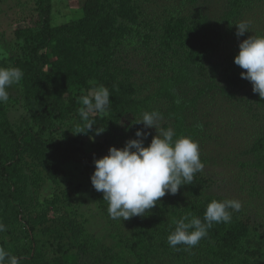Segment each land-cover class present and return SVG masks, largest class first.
Returning a JSON list of instances; mask_svg holds the SVG:
<instances>
[{"label":"rangeland","instance_id":"rangeland-1","mask_svg":"<svg viewBox=\"0 0 264 264\" xmlns=\"http://www.w3.org/2000/svg\"><path fill=\"white\" fill-rule=\"evenodd\" d=\"M234 1L138 0L134 5L143 7L150 20L149 29L157 24L147 35L149 29L141 31V25L137 34L133 31L140 18L133 19L135 23L128 10L116 14L108 5L107 14L100 15L105 22L119 23L115 33V41H119L116 63L132 69L130 79L137 95L155 90L156 78L161 73L180 81L173 90L179 105H183L187 136L198 142L200 159L205 164L204 170L194 175L192 184L181 186L174 195L166 194L152 209L165 205L169 210L176 201L181 210L186 199L194 202L192 194L187 193L192 188H198L201 195L237 200L249 229L244 238L245 258L250 264H264V170L256 165L252 142L258 133H263L264 103L259 94L253 93L251 83L240 77L244 70L233 62L242 40L264 35V0H256L248 7L244 5L242 14L236 17L231 12ZM46 6L50 10L49 25L43 29V17L36 9L35 0H0V67H18L24 73L20 83L8 89L9 100L2 103L7 120L19 133L31 125L22 98L23 80L30 74L29 63L33 62L28 54L29 45L45 43L42 31L57 32L63 25L69 26L94 11L89 0H46ZM226 17L231 18L230 22ZM242 21L248 23L250 32L237 37L235 24ZM192 23L202 27L193 36ZM173 29L182 31V35L164 42L167 32ZM72 58L66 57L73 65L66 72L75 71ZM87 90L74 87L58 96L57 106L44 121L42 136H32V147L23 144L20 159L14 163L17 179L23 185L17 193L18 199L23 216L34 227L38 239L34 251L38 258L53 259L63 253H76L78 264H99L104 250H109L121 251L130 264H199L193 261V253L204 250L202 242L191 249L185 246L183 252L156 247L145 257L136 255L126 244L133 236V219H111L108 202L93 188L89 177L94 171L93 158L108 152L109 146L103 144L105 137L102 133L96 135L95 129L76 134L84 123L78 111L82 107L81 97L92 89ZM70 102L76 104L75 114L65 113ZM167 105L163 101L155 108L163 114L164 129L173 127L172 117L165 112ZM129 118L124 117L122 125ZM130 126L123 138L116 140L115 147L122 148L128 139L136 138L137 129H144L142 124L134 122ZM146 131L150 134L144 139V146L156 135L155 129ZM90 136L94 139L90 140ZM69 138H75L74 145L81 150L68 152ZM4 146L8 151L13 145L8 140ZM5 219L0 217V223ZM15 224L13 236L20 248L26 250L27 236L19 217Z\"/></svg>","mask_w":264,"mask_h":264},{"label":"trees","instance_id":"trees-1","mask_svg":"<svg viewBox=\"0 0 264 264\" xmlns=\"http://www.w3.org/2000/svg\"><path fill=\"white\" fill-rule=\"evenodd\" d=\"M89 1L93 3V17L92 14L86 13L82 18L70 23L69 26L63 25L60 28L62 30L57 32L46 29L47 31H42L46 38L45 43L29 45L28 54L32 57L33 62L29 63L30 74L23 80L22 98L31 119V125L25 129L26 131L24 130L25 132L22 131L24 135L12 127L6 118L4 106L0 104V217L6 218L5 221H1L5 225V231L0 232V247L12 255L21 257V264H78L79 256L76 253H63L53 259L38 258L39 255L34 251L38 239L33 231V225L23 216L21 201L17 194L23 185L17 179V167L14 166V163L20 159L23 144L32 147V136L35 138L42 136L45 128L44 121L48 112L57 106L58 96L69 92L74 87L88 91L87 89L91 90L95 86L104 85L109 89V99L111 100L109 110L103 115L97 113L89 115V119H94L96 123L93 125V129L104 128L102 134L105 137L103 141L105 146L115 147L116 140L123 138L125 131L131 127L130 125L135 122V119L138 120L143 112L155 110L159 104H163V101L168 104L165 112L172 117V128L177 136H187L189 131L185 122L183 105H179L177 94L173 90L179 85L178 79L161 73L156 78L157 87L155 90L139 96L134 91L135 89H132L134 86L130 79L132 69L116 63L118 52L116 46L119 41H115V33H117L116 28L119 29V23L113 25V22H105L100 13L107 14V11L110 10L106 7L108 5L116 14L128 10L127 13L131 14L132 20L138 21L140 18L134 29L130 28L137 34L138 26L141 25V31L144 28L148 30L150 27V20L147 19L143 7L134 5L138 0ZM255 1L235 0L231 5L232 16L241 15L243 6L248 7ZM35 5L40 16L43 17V29H45L44 27L49 25L50 15L46 0H35ZM230 19L226 17L228 22ZM156 25L151 27L145 35L150 34ZM201 29V26L192 23L190 33L192 36L196 35ZM181 35L182 31L173 29L172 32H167L164 42L178 39ZM51 41H55V43H51ZM46 47L47 49H45ZM66 57L74 58L75 71L66 72L71 70L70 66H73L70 61L67 62L69 59ZM25 63L28 64V62ZM179 67L181 66L179 65ZM25 70L28 74V67ZM87 94L88 92H85L82 96ZM261 100V103H264V99ZM76 110V104L71 102L65 107L66 114H75ZM126 116L130 118L126 125H122L121 121ZM262 127L263 133L261 135L258 133L252 142L254 154L257 156L256 165L264 170V125ZM6 137L8 138L6 139ZM8 140L9 144L13 146L5 151L4 144L6 145ZM75 141V138L68 139L66 145L68 152H75L76 148L81 150L80 147H75ZM149 141L151 140L149 139ZM187 193L192 194L194 202L186 199L181 210L179 202L175 201L169 210L163 205L148 211L144 216L131 217L133 219L131 226L134 232L133 236L126 240V244L134 250L136 255L142 254V257H145L149 251L156 247L168 252H183L184 245L171 248L167 243V236L174 230L175 220L187 214L203 221L206 205L213 199L224 200L217 195H201L198 188H192ZM229 211L232 214L231 222L213 224L208 229L207 236L200 241L204 244V250L195 251L193 261H197L199 264H250L243 253L244 238L249 232L246 222L241 217L243 211L242 209L238 212L231 209ZM18 217L24 235L27 236L26 250L23 247L20 248L18 241L13 236L14 232L16 233L15 223ZM99 264L130 263L123 257L121 251L111 253L109 250H104L102 263Z\"/></svg>","mask_w":264,"mask_h":264},{"label":"clouds","instance_id":"clouds-1","mask_svg":"<svg viewBox=\"0 0 264 264\" xmlns=\"http://www.w3.org/2000/svg\"><path fill=\"white\" fill-rule=\"evenodd\" d=\"M236 36L250 32L247 22L235 24ZM238 53L233 57L235 65L244 70L240 77L249 81L253 93L264 99V35H251L238 44ZM23 71L18 67H0V104L9 100L8 89L20 83ZM110 92L104 85L95 86L81 97L79 115L83 126L76 134H87L93 130L95 120L90 113H106L111 105ZM163 114L158 110L143 112L136 124L135 139H128L122 148L110 146L106 155L93 158L94 171L90 175L93 188L103 194L108 202V214L113 220H128L144 216L166 194L174 195L181 186L192 184L194 175L202 172L205 164L200 159L197 141L190 136H177L174 129L161 127ZM146 129H155L150 143L144 139L150 134ZM104 131L95 129L99 135ZM90 140L94 137H89ZM240 211L237 200H211L205 208L203 221L195 216L184 215L175 220L174 230L167 236L169 247L184 245L191 249L205 238L213 224L230 223L231 211ZM5 225L0 223V232ZM21 257L10 254L0 247V264H21Z\"/></svg>","mask_w":264,"mask_h":264}]
</instances>
